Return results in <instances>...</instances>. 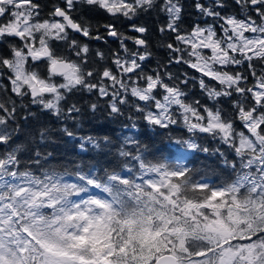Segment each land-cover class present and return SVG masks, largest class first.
<instances>
[{
    "label": "snow or ice",
    "instance_id": "obj_1",
    "mask_svg": "<svg viewBox=\"0 0 264 264\" xmlns=\"http://www.w3.org/2000/svg\"><path fill=\"white\" fill-rule=\"evenodd\" d=\"M0 81V264H264V0H0Z\"/></svg>",
    "mask_w": 264,
    "mask_h": 264
},
{
    "label": "trees",
    "instance_id": "obj_2",
    "mask_svg": "<svg viewBox=\"0 0 264 264\" xmlns=\"http://www.w3.org/2000/svg\"><path fill=\"white\" fill-rule=\"evenodd\" d=\"M42 3H47V0H41ZM50 7V5H49ZM47 14V8H45V15ZM88 19H91V22L93 24H97V23H105L107 22L104 19H100V18H91V17H86ZM186 23L184 25V27L188 26V22L194 21L197 19V17L193 14V9L190 6V3L186 2ZM126 23V22H125ZM137 23H142L144 24L146 27L149 28L150 30V34H151V38L154 42L155 46H158V32L157 27L159 24V18L156 17L154 14L153 15H142L139 20L137 21ZM121 27L123 28V30H125L127 32V34L129 35H136L135 33H132L131 31H128V29L126 27H124L123 25H121ZM90 47H92L93 49L95 48H101V50L107 52L109 48L111 49H115L118 47L117 43H113L111 40L109 41V43L107 45H103V42H94L90 45ZM129 47H132L131 42H129ZM110 55V53H109ZM157 59H163V53H159L157 56ZM149 68L154 67V62L150 63L148 65ZM176 68H173V71H176ZM0 83H4L3 81H0ZM191 95L193 98H199L202 100V102L206 99L205 97L202 96V94L199 92L198 87L195 89H192L191 91ZM225 110L228 111V106L224 105ZM33 111H37V109H33ZM41 120L47 124H49L53 129H57L58 128V124L57 122L50 118L49 116L45 115L41 117ZM99 122H95V123H89L86 124L83 131L84 132H91L93 131V129L96 127V125ZM109 127H111L112 129H114L117 133L119 132V128L120 125H110ZM143 131V129H142ZM53 135L55 136L56 140L58 141V147L56 150V155H57V160H56V166H59L61 164L66 163L67 161H71V160H79V159H84L86 162H88V158L87 157H80L76 155V152L78 151V149H76L73 145V143L71 141H67L65 138H63L61 136V134L58 131H54ZM210 142V141H209ZM211 143V142H210ZM195 166L196 167H200L202 164L208 163L207 161L204 160L203 156L199 157L198 159H196L194 161ZM210 175L212 176L213 180L217 183L220 182L221 179L224 178V176L219 172V170H217L215 173H210Z\"/></svg>",
    "mask_w": 264,
    "mask_h": 264
},
{
    "label": "flooded vegetation",
    "instance_id": "obj_3",
    "mask_svg": "<svg viewBox=\"0 0 264 264\" xmlns=\"http://www.w3.org/2000/svg\"><path fill=\"white\" fill-rule=\"evenodd\" d=\"M100 44H101V42H100Z\"/></svg>",
    "mask_w": 264,
    "mask_h": 264
}]
</instances>
